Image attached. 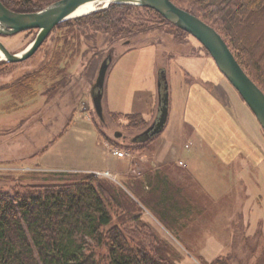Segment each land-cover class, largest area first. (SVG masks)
I'll use <instances>...</instances> for the list:
<instances>
[{
    "label": "rangeland",
    "instance_id": "rangeland-1",
    "mask_svg": "<svg viewBox=\"0 0 264 264\" xmlns=\"http://www.w3.org/2000/svg\"><path fill=\"white\" fill-rule=\"evenodd\" d=\"M8 1L17 4L20 0ZM30 1L35 4V10L56 0ZM181 4L186 6L188 2ZM96 7V10L105 8ZM118 14L126 21L127 31L122 35L112 31L108 24L101 23L100 26L89 18L83 24L76 22L72 26L78 30V37L73 38L70 47L75 42L77 47H65L67 27L58 28L59 23L29 58L10 62L0 55V190L12 191L33 182L45 183L43 179L59 172L67 175L95 173L118 185L122 186L124 182L131 186L129 176L146 177V171L150 170L156 172L152 174L155 185L150 188L159 187L160 181L167 192L175 194L177 202L167 210L168 214H163L155 205L144 206L140 222H126L131 230L141 227L133 233L137 238L144 236L151 243L153 234L159 237L174 251L176 264H264V164L260 169L248 165L246 183L234 185L226 196L215 199L184 157H178V160L173 157L167 163L156 164L160 133L144 145L137 144L141 142L135 138L157 118L154 113H141L145 124L127 114L132 113L129 111L134 97L146 104L151 99L154 101L153 89L159 88L160 83L162 88L167 85L166 67H199L200 63L190 64V60L187 64L188 55L211 56L209 51L195 36L177 29L178 26L162 14L169 22L138 7L120 10ZM37 33L38 29L33 28L0 34V40L11 52L18 53L32 43ZM108 56L113 60L106 76L102 118L95 109L92 90L100 66ZM157 68L159 79L156 82ZM220 85L229 89L216 92L224 102L232 103V97L236 102L237 97L244 101L226 79L225 84ZM216 87L219 82L211 83V89ZM243 103L250 113L249 106ZM238 110L242 116L241 108ZM185 128L187 131L188 127ZM78 133L89 139L97 137L98 144L92 141L96 147L100 141H105L112 154L129 161L128 167L122 173L92 169L94 167L88 170L69 168L68 164L83 160L80 158L86 145L73 137ZM262 135L264 137V130ZM177 136L178 129L172 120L164 137L169 143H175ZM181 144L183 152H190L193 140L185 135ZM262 145L264 148V142ZM116 149L125 154H115ZM207 156L203 162L207 161ZM57 165L68 166L58 169L61 167ZM202 167L198 165V168ZM231 170L238 176L237 166L229 165ZM31 173L39 174L33 178ZM256 177L261 178V183L255 189L252 180ZM127 191L132 195L133 192ZM116 214L114 212V221L118 222L120 219Z\"/></svg>",
    "mask_w": 264,
    "mask_h": 264
},
{
    "label": "trees",
    "instance_id": "trees-1",
    "mask_svg": "<svg viewBox=\"0 0 264 264\" xmlns=\"http://www.w3.org/2000/svg\"><path fill=\"white\" fill-rule=\"evenodd\" d=\"M2 1L23 12L46 6L33 10L35 4L30 0L17 4ZM173 1L216 24L238 61L264 90V0ZM183 1L188 4H181ZM132 7L147 9L169 22L153 8L112 3L60 23L58 28L67 27L65 36L69 41L64 42L65 47H70L73 38L78 37L73 24H83L89 18L100 26L108 24L112 31L122 35L127 31L126 21L118 12ZM72 45L78 46L76 42ZM127 114L146 123L140 112ZM153 173L156 174L147 170L146 177L129 176L131 186L124 182L121 186L95 173L59 172L43 179L45 183L0 190V264H176L174 251L162 239L153 234V242L148 243L144 236L137 238L133 234L141 230L140 226L132 230L126 226V222L141 221L144 206L155 205L168 214L167 210L176 205L175 194L167 192L160 181L159 187L150 188L155 185ZM37 174L31 176L36 178ZM136 187L141 189L136 191ZM114 212L118 222L114 221Z\"/></svg>",
    "mask_w": 264,
    "mask_h": 264
},
{
    "label": "crops",
    "instance_id": "crops-1",
    "mask_svg": "<svg viewBox=\"0 0 264 264\" xmlns=\"http://www.w3.org/2000/svg\"><path fill=\"white\" fill-rule=\"evenodd\" d=\"M188 56L185 61L190 60V64L200 63L199 67L185 65L186 67L165 68L169 93L168 117L159 134L160 141H158L155 152V160L159 165L169 162L173 157L176 160L178 157H184L193 166L196 176L201 177L202 183L210 195L215 199H221L229 193L228 190L234 185L246 183L248 165L262 168L264 164L263 130L258 119H255L254 113L247 111V107L243 103L245 101L241 102V98L236 96L238 102L232 97L230 98L232 103H226L216 94V92L222 93L223 89H227L225 85H220V83L225 84V79L230 85L231 83L211 56ZM159 68H157L156 82L159 79ZM217 82H219V87L211 89V83ZM227 91L229 89L224 92ZM153 92L154 101L151 99V102L147 104L139 102L134 97L129 112H140L144 115L154 113L157 116L159 114L160 87L156 86ZM237 107L241 108L242 116H240ZM172 120L178 129V139L175 143H169L164 137V132L170 128ZM186 126L188 127L187 131ZM185 135L190 136L193 140L190 152H183L181 147L182 138ZM73 137L83 146L86 145L83 148L84 154L80 158L83 160L80 162L73 160V164H68L69 166L57 165L61 167L58 169L65 168L64 166L82 170L94 167L92 169H109L116 173H122L128 167L129 161L112 154L106 148L105 141H100L99 147H96L92 142L98 144V138L95 136L89 139L86 135L82 136L78 133L73 134ZM209 152L212 153L208 154ZM238 153L239 158L236 157ZM206 154L208 155L207 161L203 162L202 159ZM198 165L204 166L206 170L204 167L198 168ZM229 165L238 167V176L236 172L229 171ZM260 177L252 180L256 186L255 189L261 183Z\"/></svg>",
    "mask_w": 264,
    "mask_h": 264
},
{
    "label": "water",
    "instance_id": "water-1",
    "mask_svg": "<svg viewBox=\"0 0 264 264\" xmlns=\"http://www.w3.org/2000/svg\"><path fill=\"white\" fill-rule=\"evenodd\" d=\"M88 3L100 5V7H107L112 3L150 7L160 12L176 26L191 33L206 47L222 73L242 96L264 130V90L247 73L225 38L212 24L179 6L173 0H56L34 12L13 10L0 0V34L9 35L27 29H38L37 36L32 43L18 53L11 52L0 40V55L10 62L29 58L43 44L56 25L78 16L74 15L75 12ZM96 9L97 7L93 10ZM112 60V56L103 60L92 90L95 109L102 118H104L103 97L106 76ZM160 85L158 118L137 136L135 141L145 142L160 133L165 126L168 117L169 93L167 85L164 88H162V83ZM117 135L119 134L117 133Z\"/></svg>",
    "mask_w": 264,
    "mask_h": 264
},
{
    "label": "bare ground",
    "instance_id": "bare-ground-1",
    "mask_svg": "<svg viewBox=\"0 0 264 264\" xmlns=\"http://www.w3.org/2000/svg\"><path fill=\"white\" fill-rule=\"evenodd\" d=\"M96 7L95 4L93 3H88L83 5L82 7H80L74 15H80V14H84V13H88L91 12L94 8Z\"/></svg>",
    "mask_w": 264,
    "mask_h": 264
},
{
    "label": "built area",
    "instance_id": "built-area-1",
    "mask_svg": "<svg viewBox=\"0 0 264 264\" xmlns=\"http://www.w3.org/2000/svg\"><path fill=\"white\" fill-rule=\"evenodd\" d=\"M114 153H115V154H120V155L125 154V152L122 151L121 149H116V150H114Z\"/></svg>",
    "mask_w": 264,
    "mask_h": 264
}]
</instances>
